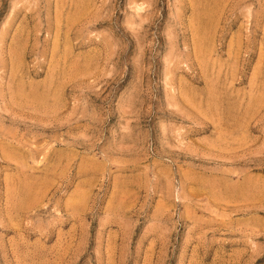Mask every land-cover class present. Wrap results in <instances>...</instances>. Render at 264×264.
Listing matches in <instances>:
<instances>
[{
	"label": "rangeland",
	"instance_id": "374dc122",
	"mask_svg": "<svg viewBox=\"0 0 264 264\" xmlns=\"http://www.w3.org/2000/svg\"><path fill=\"white\" fill-rule=\"evenodd\" d=\"M0 264H264V0H0Z\"/></svg>",
	"mask_w": 264,
	"mask_h": 264
}]
</instances>
